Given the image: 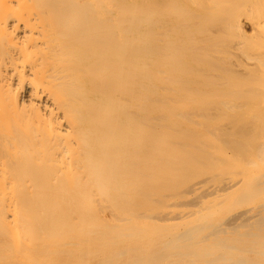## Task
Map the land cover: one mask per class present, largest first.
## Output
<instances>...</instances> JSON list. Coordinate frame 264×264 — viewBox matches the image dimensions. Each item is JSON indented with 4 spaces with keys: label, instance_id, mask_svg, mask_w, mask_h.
Here are the masks:
<instances>
[{
    "label": "bare ground",
    "instance_id": "1",
    "mask_svg": "<svg viewBox=\"0 0 264 264\" xmlns=\"http://www.w3.org/2000/svg\"><path fill=\"white\" fill-rule=\"evenodd\" d=\"M261 196L264 0H0V264H264Z\"/></svg>",
    "mask_w": 264,
    "mask_h": 264
},
{
    "label": "rangeland",
    "instance_id": "2",
    "mask_svg": "<svg viewBox=\"0 0 264 264\" xmlns=\"http://www.w3.org/2000/svg\"><path fill=\"white\" fill-rule=\"evenodd\" d=\"M247 25V26H246ZM245 27V28H244ZM243 30H244V32H245V34L246 35H248L249 37L250 36H253V35H251L253 32H252V30H251V27L246 23H244L243 24ZM261 197H264V196H261ZM260 197H258L257 198V202L256 201H252V202H249V203H247V204H244V205H239V206H237V207H235V208H232L233 210H231V211H227V212H222L219 216H220V220L223 222V220L225 219V220H228L231 216H234V215H237V213H240V211L242 212V211H250V210H254V209H257V208H259V207H257L258 206V204H260V207H261V204L262 203H264V202H262V201H264L262 198L261 199H259ZM259 199V200H258ZM230 200H233L232 198H226V199H224V200H222V199H213V198H210L209 199V201H207V204L209 205V207L211 208L210 210L208 209V211H214V212H220L221 211V209L225 206V204H226V202L227 201H230ZM259 201H260V203H259ZM262 202V203H261ZM215 203V204H214ZM212 204V205H211ZM218 204V205H217ZM211 206H214V207H211ZM219 209V210H218ZM206 210V209H205ZM205 210H203L204 212H206ZM238 211V212H237ZM233 213H234V215H233ZM232 214V215H231ZM223 219V220H222ZM225 222H227V221H224V223Z\"/></svg>",
    "mask_w": 264,
    "mask_h": 264
}]
</instances>
